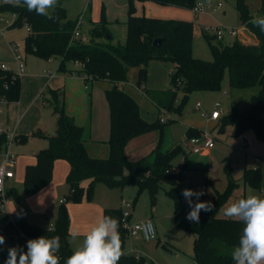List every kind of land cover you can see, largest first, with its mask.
Wrapping results in <instances>:
<instances>
[{
  "label": "trees",
  "instance_id": "16d2710c",
  "mask_svg": "<svg viewBox=\"0 0 264 264\" xmlns=\"http://www.w3.org/2000/svg\"><path fill=\"white\" fill-rule=\"evenodd\" d=\"M66 0H58L53 12L56 20L30 12L25 6H13L6 0H0V12L17 14L16 21L10 26H28L25 38L26 52L40 58L60 57L61 70H66L68 62H80L83 67L78 71L87 75L86 80L108 79L113 82L112 88L106 90V97L111 114V133L109 138L110 155L108 158L93 157L88 153L83 139L84 129L66 113L65 91L48 88L47 101L57 116V132L49 136V144L37 153V161L26 167L24 192L34 194L48 185L53 177L54 163L64 159L70 163L67 175L69 193L60 203L53 228L30 224L21 218L12 221L8 215L0 212V227L6 230L15 229L30 239L40 236L58 235L61 240L59 254L63 261L74 249L69 242L70 212L66 201L80 202L84 198L94 197L95 185L101 181L110 187L124 188L128 185L136 187L135 200L148 190L153 203L161 186H170L166 193L174 201V219L179 229L196 234L194 240L193 264H233L232 251L238 245L243 224L236 220L218 215L220 207L230 196L237 181L230 176L227 167L229 184L224 191H218L211 200L205 195L200 201H211L212 211L200 213L197 225L186 219L190 211L187 202L182 200L180 184L183 177L178 168H174L173 160L184 149L177 143L166 151L161 150L164 128L174 119L154 121L145 119L140 106L123 86L128 79L131 67H139L138 86L159 107L160 113L174 112L180 114L190 94L196 90H219L226 71L229 73L231 88L247 89L259 86V91L252 95L251 106L243 111L233 107L222 118L221 129L227 123L235 126V134L242 135L253 129L260 139H264V33L249 23L254 16L246 0H236V8L242 23L257 36V43H245L239 40L231 44H211L213 59H202L193 55L194 23L186 19L160 18L137 15L134 0H130L127 36L125 44L104 41L108 32L107 20L93 23V37L98 40L83 42L72 39L76 20L69 18ZM146 1V0H141ZM161 5H173L183 8H194L197 0H151ZM259 17H264V0H261ZM62 22V23H61ZM156 38H162L160 46L154 45ZM215 39V34L208 35ZM100 39V40H99ZM160 59L175 63V70L170 73L172 87L168 89H151L144 86L148 77V64L151 60ZM4 95L9 102L17 101L21 95V77L14 76L13 71L0 67V96ZM181 95V96H180ZM156 130L159 142L154 150V157L130 160L126 157L125 146L132 137ZM188 137L200 136V131L189 128ZM39 132H36L38 134ZM43 135V134H42ZM19 136H16L18 139ZM26 136H20V139ZM7 133L0 131V149L6 146ZM242 179L253 187H261L262 170L260 167L245 169ZM89 180L87 186L82 182ZM191 187V186H190ZM195 190V189H194ZM199 191V190H197ZM15 196V189L8 191ZM195 197L193 200L195 201ZM104 215L117 218L120 222L121 238L126 236L123 225L122 208H105ZM0 264H4L8 256V248L0 246ZM119 264H153L145 256L124 253Z\"/></svg>",
  "mask_w": 264,
  "mask_h": 264
},
{
  "label": "crops",
  "instance_id": "0c3cea01",
  "mask_svg": "<svg viewBox=\"0 0 264 264\" xmlns=\"http://www.w3.org/2000/svg\"><path fill=\"white\" fill-rule=\"evenodd\" d=\"M116 2L117 0H112V3ZM126 2V5H130V0ZM137 4L144 6L146 9L145 12L141 13L138 10L140 8L139 6L138 9H136L137 15L186 20H191L192 18L186 14V10H188L187 8L173 5H161L151 0H137ZM216 7L220 8V5H217ZM201 13H209V11L206 8V11ZM81 14H84L81 32L87 37V41H89L88 36L83 32L82 27L85 21L88 24H93L92 22L97 21L93 19V12L90 6L85 8L77 18ZM127 19L128 13H126L122 20L119 18L117 19V21L125 25L126 30ZM109 22L113 21L109 20ZM242 29V31L237 32V40L245 43L258 42L257 36L244 24ZM195 32L196 25L194 23V34ZM107 34L111 35L110 38H114L112 33ZM26 54L28 56L25 55L24 61L27 67H25L26 69L21 75L20 98L17 101L9 102L5 106L4 111L0 114L2 129L8 134L19 136L18 139H15L11 143V145L16 143L21 150L20 152H15L16 165L14 167V177L8 179L5 185L8 191H11L12 189H15L16 191L15 196L10 195V199L7 203V213L12 220L15 219L16 221L24 218L30 224L40 227H48V225L44 223L45 219H47L50 214H55V220L61 200L69 193L67 175L70 170V163L64 159H57L54 163L51 182L34 194H26L24 192L26 167L30 164L36 163L37 153L48 146L49 136L54 135L57 132L56 114L52 112V118L48 121L46 120V116L49 113V110L46 107L48 106V101L46 99L48 95L47 90L48 88H54L63 89L65 91L66 113L70 115L77 124L83 127V139L88 153L93 157L108 158L110 155V145L108 142L111 133V114L106 97V90L112 88L113 82L108 79L86 80L84 74L78 72L83 67V64L80 62H68L66 70H61L60 66L62 59L60 57L44 59L33 53L26 52ZM173 64L176 68V64ZM131 68L128 72L129 80L128 82H124L123 86L124 89L138 102L142 116L149 121H154L158 117L168 119L164 114L165 111L163 110L162 113H160L159 107L148 97V95L145 94L142 88L138 86L139 67ZM15 69L16 67L13 70ZM151 83L156 86V89H161L158 85L153 83L152 80H146L144 86L149 88V86H152ZM197 102L201 103L199 108L196 107ZM197 102L194 110H189L186 115L181 112L178 114V116H180L178 120L176 117H172L171 119H174L175 122L171 124L169 123L165 126L164 136L161 143L162 151L170 149L177 143H183L184 140L188 138L187 131L189 128L196 129L200 131L201 134L206 132L213 134L218 128L222 131V118L228 114L231 109H229L227 113H224L222 110V115L218 119L206 118L202 115V112L205 111L211 113L216 104L213 109H211L208 106L203 107L200 100ZM36 132L39 133L36 134ZM231 132L235 133L234 125ZM20 136H26V138L21 140ZM246 136L248 139L241 137L240 141L243 145L248 144L250 152L244 154L241 166L235 170L234 177L238 180L243 176L245 169L260 167L263 179L259 189L264 197V139L255 140L254 136L249 133ZM159 137V132L156 130L132 137L128 140L125 146L126 157L130 160H139L144 157L153 159L154 150L159 142ZM215 138L217 137L215 136ZM232 144H237V141L232 138L230 133L226 132L224 138H220L219 142H214V145L211 148H206L201 153H188L183 150L181 152L183 154L180 163L181 165L178 167L174 165V168L189 167L194 172H201L207 175L205 181H211L213 185L220 190L221 188H224L229 177L228 175L226 176V174L219 179H213L210 177L215 163L214 159L220 156L225 159L228 158V154H232L233 150H235L231 147L233 146ZM226 167L230 168L229 163ZM17 183L23 184V186L19 187ZM88 183L89 180H84L82 185L87 186ZM246 185L247 184L244 183V187H246ZM189 186L197 190L195 185L191 184ZM132 187L136 194V187ZM19 188H22V190L19 191ZM205 189H207L206 186ZM22 203L26 207L22 206ZM103 206L106 208H117L108 207L109 205L106 203H85L78 206L73 205L70 207V210L82 209V211L88 212L94 208L96 215H98L102 213ZM18 234L20 235L18 236L20 238L19 241L22 243L23 248L26 251V242L30 238L23 233ZM10 235L11 234L3 235L5 237L4 246L7 248L11 247L8 237Z\"/></svg>",
  "mask_w": 264,
  "mask_h": 264
},
{
  "label": "rangeland",
  "instance_id": "374dc122",
  "mask_svg": "<svg viewBox=\"0 0 264 264\" xmlns=\"http://www.w3.org/2000/svg\"><path fill=\"white\" fill-rule=\"evenodd\" d=\"M126 1L129 0H117L116 3H112V0H66L65 5L67 7L69 18L76 20L77 16L83 12L88 6L91 7L93 12V19L96 21L105 18L107 20V29L109 33L114 35V38L104 37V41H110L115 44H125L127 30L125 25L117 21L119 18L122 20L126 13H128L129 5H126ZM204 4L208 9L209 13H198L194 8H187L186 14L189 15L191 20L194 21L196 25V32L193 39V55L202 59H213V53L211 50V44H231L237 38L231 34V30H237V32L242 31L243 23L240 19L239 12L236 8V0H197ZM250 6L251 13L254 17H259L261 0H246ZM135 9H138L140 5L137 4V0H134ZM129 3V2H128ZM220 8L216 6L219 5ZM126 5V6H125ZM137 7V8H136ZM139 12H145L144 6H140ZM7 14L8 12H2ZM113 21V22H109ZM93 24H88L86 21L82 27L83 32L88 36L89 41L98 40L97 37H93L92 33ZM222 33V38L209 39L208 35ZM28 34V27L25 23L22 25H16L10 27L9 24L2 21L0 22V63H7L10 68L16 67V61L14 58V53L11 48V44H18V51L25 58V38ZM28 56V55H27ZM25 67H27L25 65ZM148 80H152L153 83L158 85L161 89L171 88L173 83L170 77V72L175 70V66L171 62L163 61L160 59L151 60L148 64ZM133 68H137L134 66ZM26 69V68H25ZM132 69V68H131ZM130 69V70H131ZM127 79L126 82H128ZM149 86L151 89H156L152 83ZM259 91V86L250 87L247 89L231 88L229 84V73L228 70L225 73L221 89L219 90H196L190 94L187 101L185 102L182 112L184 115L189 110H194L195 104L200 100L203 107L208 106L213 109L214 105L218 102V108L227 113L229 109L234 106L243 111L251 106V97ZM48 115L46 120L52 118L53 109L48 105ZM166 118L176 117L177 120L180 118L178 114L175 113H164ZM222 115V112H221ZM175 121L171 122L174 123ZM170 123V124H171ZM233 129L232 123H227L224 130L216 129L212 134L214 142H219L220 138H224L227 133H230L233 139H236L237 144H232L233 150L232 154H228V158H222V156L215 158V163L212 168L211 176L213 179H219L223 175L226 176L227 170L226 166L230 165V176L236 180L234 177V172L238 167L241 166L244 154L250 152L248 144L243 145L240 141L241 137L247 138V134H252L255 140H260L256 132L253 129L246 130L242 136L237 135L231 130ZM215 136L217 138H215ZM182 143V142H180ZM232 143V142H231ZM231 145V144H230ZM11 150L15 152H20L19 147L14 143L10 146ZM244 152V153H243ZM183 154H178L173 163L175 166H180ZM186 168V167H185ZM188 174L184 182L180 184V191L186 189L189 185L193 184L197 190H205L208 198L211 200L218 191H224L229 184L228 182L219 190L218 187L213 185L211 181H205L207 175L201 172H194L191 168H186ZM242 177L237 181V185L230 192V196L220 207L218 215L224 217L223 209L230 203L237 201L241 198H246L248 195H258L263 197L261 191L258 187H253L246 185L244 187V181ZM18 184V183H17ZM206 184V185H204ZM240 184V185H239ZM22 187L23 184H18ZM205 186L207 189H205ZM170 186L164 184L160 187L156 201L153 203L152 197L148 190L143 191L139 197L135 200V192L131 185L124 188L110 187L104 182H97L95 185L94 197L91 200L84 198L80 202H75L72 200L66 201L70 212L71 227L69 234V242L71 247L76 250L81 246L84 234L93 226L98 219L104 215L103 208L102 213L96 215L95 209L91 211L84 212L82 209L70 210L73 205H82L85 203H103L109 205L108 207L122 208L123 211L131 210V216L129 218L130 224L136 222H141L148 217H152L153 222L156 226V238L151 240H146L141 232L137 234H128L122 239V252L128 254L142 255L147 258L148 261L153 264H191L194 262V240L196 234L190 231H185L179 229L175 224V219L173 216L174 212V201L166 193ZM22 188H19V191ZM196 190V191H197ZM129 204V205H128ZM24 206V204H21ZM128 205V206H127ZM26 207V206H24ZM55 214H50V216L45 219L46 225L50 227L51 223H54ZM14 219V218H13ZM15 221V219H14ZM73 233H79V235L74 239ZM20 236L17 232L12 233L9 237V243L11 247L20 246L23 247L22 243L19 241Z\"/></svg>",
  "mask_w": 264,
  "mask_h": 264
},
{
  "label": "clouds",
  "instance_id": "9594fccd",
  "mask_svg": "<svg viewBox=\"0 0 264 264\" xmlns=\"http://www.w3.org/2000/svg\"><path fill=\"white\" fill-rule=\"evenodd\" d=\"M13 6H25L28 11L56 20L53 12L58 0H6ZM62 23V22H61ZM249 23L264 33V17H253ZM181 195L187 202L190 211L186 219L195 224L200 223L201 211L210 212L214 205L211 201H200L204 190L183 189ZM195 197V201L193 200ZM223 215L241 222L242 232L238 245L232 251L233 264H264V197L248 195L238 199L223 209ZM120 222L117 218L102 215L84 234L80 247L67 257L65 264H119L123 255L122 241L119 232ZM79 233H73L75 239ZM5 244V237L0 235V246ZM61 240L58 235L40 236L26 242L23 247L8 248L4 264H60L58 256ZM2 251V249H0Z\"/></svg>",
  "mask_w": 264,
  "mask_h": 264
},
{
  "label": "built area",
  "instance_id": "2783aa9c",
  "mask_svg": "<svg viewBox=\"0 0 264 264\" xmlns=\"http://www.w3.org/2000/svg\"><path fill=\"white\" fill-rule=\"evenodd\" d=\"M194 9L198 13L206 11V7L202 3H197ZM17 17L18 16L16 13L8 12L7 14H3L2 12H0V22L4 21L10 26L16 21ZM83 19H84V14H81L77 18L76 26L72 34V39H79L83 42H86L87 37L81 32V26H82ZM231 34L236 36L237 30L232 29ZM215 35L217 36L218 39L222 38V33L220 31ZM11 48L13 50L14 58L17 64L16 69L15 70L11 69L9 65L4 62L0 63V67L4 70L13 71L14 76L21 77V75L25 71L24 57L18 51V44H11ZM84 77L87 78V75H84ZM8 103L9 101L6 98V96L1 95L0 96V114L4 111V108ZM200 105L201 103L197 102L196 107L199 108ZM218 106H219V103L217 102L214 110L211 113L204 111L202 112V115L206 118H212V119L220 118L222 110H220ZM162 120H165V118H162ZM1 125L2 124L0 123V131H4ZM7 137H8V141H7L6 146L0 149V212L4 215H8L7 203L10 199V194L8 190L6 189L5 185L8 179H11L14 177V174H15L14 167L16 165V154L10 148L11 143L16 139V136L14 134L7 133ZM213 145H214V138L212 134L208 132L201 134L200 136L188 137L182 143L183 149L188 153H201L204 149L211 148ZM176 171H179L181 173L183 180L186 179V176L188 174V171L186 168L184 167L178 168L176 169ZM187 189L194 190L190 186H188ZM182 200L186 202L183 196H182ZM62 201H64V199H62L61 202ZM130 216H131V210L123 211V225L126 228V232L128 234H137L138 232H141L144 235L146 240H151V239L156 238V226L152 218H147L141 222L130 224L129 222ZM53 226L54 224L51 223L50 228H53ZM15 232H17L15 229L9 231L3 227H0V235L12 234ZM17 233H21V232H17ZM58 256L60 257V264H65L63 261L62 255L58 253Z\"/></svg>",
  "mask_w": 264,
  "mask_h": 264
},
{
  "label": "water",
  "instance_id": "95a60500",
  "mask_svg": "<svg viewBox=\"0 0 264 264\" xmlns=\"http://www.w3.org/2000/svg\"><path fill=\"white\" fill-rule=\"evenodd\" d=\"M107 37L110 38L111 35H110V34H107ZM162 42H163V39H162V38H156V39L154 40V45H155V46H160V45L162 44Z\"/></svg>",
  "mask_w": 264,
  "mask_h": 264
}]
</instances>
